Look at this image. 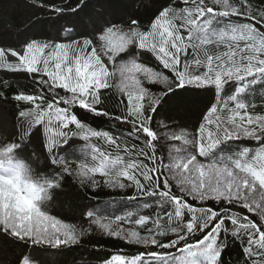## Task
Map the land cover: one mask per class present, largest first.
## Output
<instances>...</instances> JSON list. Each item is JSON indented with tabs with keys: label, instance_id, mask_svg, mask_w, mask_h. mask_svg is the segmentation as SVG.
Listing matches in <instances>:
<instances>
[{
	"label": "snow or ice",
	"instance_id": "6c2138e0",
	"mask_svg": "<svg viewBox=\"0 0 264 264\" xmlns=\"http://www.w3.org/2000/svg\"><path fill=\"white\" fill-rule=\"evenodd\" d=\"M28 5L34 31L0 44V237L18 264L96 232L123 242H98L99 264H264V0ZM69 178L123 195L83 229L44 207Z\"/></svg>",
	"mask_w": 264,
	"mask_h": 264
},
{
	"label": "trees",
	"instance_id": "16d2710c",
	"mask_svg": "<svg viewBox=\"0 0 264 264\" xmlns=\"http://www.w3.org/2000/svg\"><path fill=\"white\" fill-rule=\"evenodd\" d=\"M147 0H90V11H99V5L110 8L117 15L125 11L132 14L146 15L145 5ZM137 5L140 7L138 8ZM36 19L33 9L29 7L28 0H0V44H11L17 40L18 33L26 32L31 35V24ZM47 31H51V26H45ZM38 30V29H37ZM2 75V73H0ZM23 83V81H21ZM249 99H253L249 95ZM255 99L259 102V89L256 90ZM199 101L189 98L186 101L188 114L194 109ZM177 118L180 113L175 107L171 109ZM13 106L0 107V128H10L13 122ZM2 143V141H0ZM22 162H27L32 169V177L35 179L36 172L42 167V163L35 159H29L26 155L20 158ZM43 172H41V176ZM123 194H112L108 190L93 193L92 190L83 188L79 183L71 178L67 179L61 190H58L52 199L44 202V207L50 212L68 223L88 228L86 218L82 212L97 206V201L107 202L112 198H118ZM101 244L107 251H112L116 243H123L109 239L96 232L94 235L85 236L81 245L66 246L60 250H50L47 253L35 256L36 264H99L98 258L93 251L97 244ZM21 249L10 239L0 237V264H18ZM26 251V250H25Z\"/></svg>",
	"mask_w": 264,
	"mask_h": 264
},
{
	"label": "rangeland",
	"instance_id": "374dc122",
	"mask_svg": "<svg viewBox=\"0 0 264 264\" xmlns=\"http://www.w3.org/2000/svg\"><path fill=\"white\" fill-rule=\"evenodd\" d=\"M105 190H108L110 193H112V194H117V193H115V192H112L111 190H109V189H105ZM120 194H123V193H120Z\"/></svg>",
	"mask_w": 264,
	"mask_h": 264
}]
</instances>
